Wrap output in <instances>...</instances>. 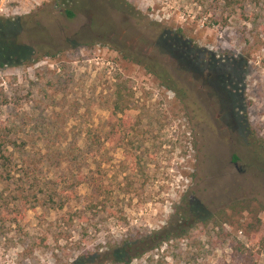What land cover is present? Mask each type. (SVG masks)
Returning <instances> with one entry per match:
<instances>
[{
	"label": "rangeland",
	"instance_id": "obj_1",
	"mask_svg": "<svg viewBox=\"0 0 264 264\" xmlns=\"http://www.w3.org/2000/svg\"><path fill=\"white\" fill-rule=\"evenodd\" d=\"M22 3L0 264H264V0Z\"/></svg>",
	"mask_w": 264,
	"mask_h": 264
},
{
	"label": "trees",
	"instance_id": "obj_2",
	"mask_svg": "<svg viewBox=\"0 0 264 264\" xmlns=\"http://www.w3.org/2000/svg\"><path fill=\"white\" fill-rule=\"evenodd\" d=\"M63 3L68 1V0H62ZM116 6L121 9V10H124L125 11V5H123L122 3H117ZM67 15L69 17L72 16V13L68 10L67 12ZM124 97H125V92L123 91L122 87L120 85L117 86L116 90H115V100H114V104H113V108L115 109V112L117 111V113H121L122 111V103L124 101ZM114 111V110H113ZM7 132H11L12 131V128H9L8 130H6ZM6 132V133H7ZM3 148H4V145L2 143H0V160L2 162V164L5 166V167H10V163L12 162V159L10 157V154H5L4 151H3ZM157 237V236H156ZM162 238V237H161ZM164 241L169 239L168 238V234H166L164 237H163ZM242 245V244H241ZM244 245V244H243Z\"/></svg>",
	"mask_w": 264,
	"mask_h": 264
},
{
	"label": "built area",
	"instance_id": "obj_3",
	"mask_svg": "<svg viewBox=\"0 0 264 264\" xmlns=\"http://www.w3.org/2000/svg\"><path fill=\"white\" fill-rule=\"evenodd\" d=\"M25 0H0V16H8L15 8L20 4H23ZM241 233V231H239Z\"/></svg>",
	"mask_w": 264,
	"mask_h": 264
}]
</instances>
